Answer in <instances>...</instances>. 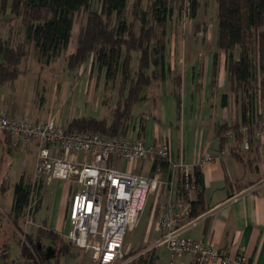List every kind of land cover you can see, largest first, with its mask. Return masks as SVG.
<instances>
[{
  "label": "crops",
  "instance_id": "1",
  "mask_svg": "<svg viewBox=\"0 0 264 264\" xmlns=\"http://www.w3.org/2000/svg\"><path fill=\"white\" fill-rule=\"evenodd\" d=\"M184 13L175 10L171 21L173 26L169 29L166 65L171 73L164 82L153 83L148 90V99L136 106L135 118L127 137L140 139L148 145L169 144L172 159L189 166L194 174L203 156L209 155L211 161L199 167L203 188L191 195L192 203H195L202 194V210L193 223L184 227L182 236L202 241L205 245L225 252L231 258V264H238L235 259L239 256L247 257L250 264H264V128L259 132L261 136L256 138L250 151L245 150L242 143L237 150L238 154H235L231 151L235 145L232 140L221 146L217 126H234L241 121L240 100L237 94L230 91L228 54L212 45L207 50L212 36L206 13L202 16L199 11L196 19L188 17L187 20L184 19ZM11 27L16 42L28 43L25 28L18 22L4 23L0 29L2 40L9 38ZM74 30L61 70L64 77L67 74V79L59 80L52 77L53 75L50 77L47 73L49 67L42 64L44 60L35 54L30 55L22 63V68L26 71L23 76L15 83L0 84V115L5 113L15 120L42 121L39 118L41 115L35 117L33 111L43 114L53 107H59V104L63 107L69 100L72 108L70 115L65 123L60 124L68 125L74 119L87 117L88 107L97 109L98 113L105 112L104 96L107 83L103 72V83L100 87L96 83L98 78L94 75V69L97 68L93 67L92 60L88 62V76L83 73L85 65L72 75H68L66 71V58L74 53L76 48L77 36H74ZM30 48L31 51L34 50L32 43ZM32 70H36L39 76H33ZM45 73L46 76L42 78ZM258 86L256 115L264 117V83ZM177 95L180 96V107L177 105ZM38 98L40 100L36 101ZM76 102L82 105L73 106ZM114 107L115 105H112L110 115L104 114L103 118L98 119H110ZM5 138H0V183H9L7 192L0 196V240L3 241L10 237L15 239L17 233H20L11 217L14 194L7 204L4 198L14 189L21 177L26 179V170L23 171L26 164L23 163L20 166L23 172L13 184L8 173V162L15 156L18 161H22L23 154H33L32 172H28L30 182L34 178L36 163V150L33 147L21 145L10 148ZM114 165L143 176H152L151 162L134 167L121 159H115ZM145 165L149 168L147 173H143ZM157 172H161L163 177L175 183L179 180L180 172H170L169 167L158 169L155 173ZM51 182H57L62 188L65 186L63 181ZM67 187L70 197L74 187L71 183ZM41 191L44 202L42 201L35 220L38 218L40 223L46 222V226L66 239L65 235L69 230L68 201L63 205V199L61 202L60 198L58 204L53 205L55 200H51L54 199L52 194H46L44 188ZM46 195H51L49 206L46 205ZM166 200L165 191L158 197L150 195L143 213L135 224L127 229L124 251H139L137 256L153 251V264H195L192 255L173 256L167 247L156 246L162 235L158 228L156 208L158 203ZM45 205L49 210L51 206L52 208L49 213L39 218ZM149 205H152L150 213ZM5 247L7 248V245ZM74 249L73 256L61 258L60 264H94L90 252H81L86 256L85 260H82L78 249ZM55 252H58V247Z\"/></svg>",
  "mask_w": 264,
  "mask_h": 264
},
{
  "label": "trees",
  "instance_id": "2",
  "mask_svg": "<svg viewBox=\"0 0 264 264\" xmlns=\"http://www.w3.org/2000/svg\"><path fill=\"white\" fill-rule=\"evenodd\" d=\"M93 1L0 0V29L5 22H18L25 28L28 42H16L13 27L6 41L0 37V84L15 83L23 76L26 71L22 63L32 54L49 63L66 52L76 18L82 13L84 20L76 38L75 51L66 58V71L72 75L92 60L93 67L104 73L107 84L120 79V99L110 119L82 117L72 120L67 126L69 130L127 138L136 106L148 99V90L153 83L164 82L171 73L166 65V45L173 13L175 10L188 11V17L196 19L201 0H132L130 20L129 0H98L99 7L93 6ZM215 1L218 5L216 47L228 54L230 91L238 95L241 103V121L234 126H217V134L223 147L231 141L227 137L231 133L235 144L231 151L238 154L237 150L245 139L249 143L248 151L252 150L256 134L263 130L264 117L256 115V92L258 84L264 83V0ZM176 97L180 107V96ZM224 99L226 101V95ZM4 137L12 148V138L9 135ZM167 167L166 161L156 160L152 176L158 169ZM195 178L202 189L199 167ZM8 189L9 183H0V196ZM30 202L31 182L21 177L14 187L11 214L20 233L29 214ZM201 204L202 194L197 202L192 203V218L202 210ZM41 205L42 199L30 211L34 219ZM46 235L58 244L56 259L52 260L46 246L37 243V237ZM21 242L22 264H39L38 259L43 264H59L61 258H71L75 250L67 239L46 226L44 221L36 233L27 232ZM79 252L82 251L78 249ZM138 253H128V258L134 257L128 264H153V251L137 256Z\"/></svg>",
  "mask_w": 264,
  "mask_h": 264
},
{
  "label": "built area",
  "instance_id": "3",
  "mask_svg": "<svg viewBox=\"0 0 264 264\" xmlns=\"http://www.w3.org/2000/svg\"><path fill=\"white\" fill-rule=\"evenodd\" d=\"M4 135L12 138L15 148L29 145L36 150L27 226L34 224L28 218L43 197L41 190L45 182H69L74 189L68 206L66 239L76 249L90 252L94 264H128L134 259L128 258L124 251L128 227L143 213L150 195L158 197L165 191L167 200L156 208L158 228L162 232L156 246L167 247L173 256L192 255L195 264H231L225 252L182 236L184 227L195 220L191 195L199 187L190 167L172 159L169 144L148 145L140 139L69 130L54 119L15 120L2 113L0 138ZM260 136L261 133L256 134L257 138ZM227 137L232 140L233 135L229 133ZM242 146L248 150V141ZM115 159L134 167L164 160L170 172H180L179 180L175 183L161 172L143 176L119 169L114 165ZM210 161L211 157L204 155L199 167ZM235 262L250 264L245 256L237 257Z\"/></svg>",
  "mask_w": 264,
  "mask_h": 264
},
{
  "label": "rangeland",
  "instance_id": "4",
  "mask_svg": "<svg viewBox=\"0 0 264 264\" xmlns=\"http://www.w3.org/2000/svg\"><path fill=\"white\" fill-rule=\"evenodd\" d=\"M130 1V6H129V16L128 19H131V14H132V0ZM98 0H94L93 1V6H98ZM185 12V16L184 19L187 20L188 19V11H183ZM201 15L203 16V13H206V21L207 24L209 26L210 29V35L212 36V40H210L207 44L208 48L207 50H209L212 45V47H216V43H217V25H218V20H217V15H218V5L216 3L215 0H201V9H200ZM83 15L82 13H80L77 18H76V22H75V27H74V36H77L79 33V29L81 27V24L83 23ZM185 23V22H184ZM183 23V24H184ZM173 26V24L171 25ZM23 38V36H22ZM24 39V38H23ZM66 52H63L60 56H58L56 59L52 60L51 62L47 63L46 60H44L42 62L43 66H47L49 67V71H47V73H49V76L51 77V75H53L52 77H56L59 80H61L62 78L67 79V74H65V77L63 76V72L61 71L64 67V59L66 57ZM90 69V63H87L84 66V70L83 73H86V76H88V71ZM94 75L97 79L96 83L100 85L103 83L101 76H103V74H101V72L98 69H94ZM31 74L33 76L38 75V72H36V70H32ZM39 76V75H38ZM46 76V73L43 74L42 78ZM119 88H120V79L114 83H108L107 84V88L105 91V96H104V103H105V107H104V112L102 113H98V110L96 109H91L90 107H88V112H87V117H93V118H103L104 114L106 115H110L109 111L112 108V105H116V103L119 101L120 97H119ZM40 98H38L36 101H39ZM35 101V102H36ZM71 101H67L63 107H61V105L59 104V107H53V109H49L47 110L45 113L40 114L36 111H33V115L35 117L40 116L39 118H41L40 120L42 121H47L50 119H54L57 123H65L66 120L68 119L69 115H70V110L71 105H70ZM80 105H78V103H73V106H81L82 104L79 103ZM139 104L141 105V103L139 102ZM110 105V106H108ZM49 108V107H48ZM139 109V106L137 107ZM37 114V115H35ZM59 114V115H58ZM72 118V117H71ZM128 138V137H127ZM33 160H34V155L33 154H23L22 156V161H18V159L16 158V156L12 159L9 160L8 164H9V168H8V173L12 178V183L15 184L20 177V174H22V172L24 170H26V180L29 181L30 180V176L28 175V172H32V168H33ZM25 163V169L23 167V171L20 170V166H22L21 164ZM149 170L148 165H145L143 173H147ZM21 172V173H20ZM65 186L62 188L60 186L57 185V182H50L47 183L45 182L44 184V190L46 189V194L50 193L52 194L54 199H51V195H46V202L48 205V200H55V204L53 203V205H57L59 202V199L61 198V202L63 199V205H65V202L70 201L71 196L69 197V189H68V185L69 183L64 182ZM67 184V185H66ZM68 191V192H67ZM64 193V194H63ZM14 194V189H11V191L6 195V197L4 198L5 204L8 203L9 198H11V196ZM42 201L44 202V197H42ZM45 205V206H46ZM49 206V205H48ZM48 206L44 207L43 210L41 211V213L39 214V218H41V216H45L47 213H49V211L51 210L52 206L50 207V210L48 209ZM152 210V205L148 206V213H150ZM27 220V218H26ZM28 220L32 223H34L33 225L27 226L26 224H22V229L23 232L22 233H17V237L14 239L12 237H10V239H6L5 241L0 240V264H22V256L20 254V250H21V241H24L25 239V234L28 232L33 231L34 233L37 232V228L40 225V220H38V218H36V220L32 217V215H29ZM31 226H33L31 228ZM128 233V231H126V234ZM35 235V234H34ZM2 238V237H0ZM36 239V237H35ZM37 243H41L42 246H46V250L50 253V257L53 259H56L57 255L55 250L57 249L58 245L57 243L49 238L48 235H46L45 237L39 236L37 237ZM5 245H7V248L5 247ZM51 250V251H50ZM80 253V257L81 259L85 260V255H83L81 252ZM61 261V260H60ZM38 263L39 264H43V261L38 259ZM52 264V262H50ZM54 264V262H53ZM56 264V262H55ZM60 264V262H59Z\"/></svg>",
  "mask_w": 264,
  "mask_h": 264
}]
</instances>
